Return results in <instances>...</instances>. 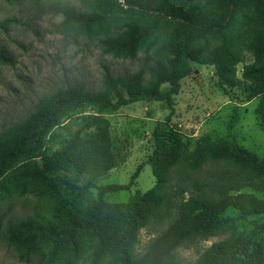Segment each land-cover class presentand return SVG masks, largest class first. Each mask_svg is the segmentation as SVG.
Segmentation results:
<instances>
[{
    "label": "trees",
    "instance_id": "trees-1",
    "mask_svg": "<svg viewBox=\"0 0 264 264\" xmlns=\"http://www.w3.org/2000/svg\"><path fill=\"white\" fill-rule=\"evenodd\" d=\"M93 1L91 12L65 7L61 14L89 32L113 12L138 13L147 19L143 26L103 36L98 48L103 54L128 58L138 50L151 49L156 60L146 67V78L104 72L100 90L58 89L24 120L0 131V199L11 192L36 196L42 185L59 196L49 212L8 220L4 239L24 259L40 251L42 264H77L81 259L88 264H169L178 247L226 230L231 219L221 215L227 208L240 217L264 215V157L238 146L229 133L212 141L200 137L192 150L173 133L154 134V148L146 160L153 186L125 203H108L103 196L129 188L136 173L125 185L93 184L114 167L108 122L101 114L139 101H163L170 107L179 81L190 71L189 63L211 66L218 86L232 89L239 83L235 67L243 62V53H250L251 61L243 62L240 79L249 83L243 89L245 97L257 98L254 115L264 129V0H159L149 12L134 10L130 0H124L126 8L117 0ZM15 23L2 19L0 30L6 33ZM214 35L217 44L196 45L197 40ZM12 62L0 51V64ZM88 110L94 114L81 117L76 132L57 149L40 154L54 127L72 112ZM79 147L87 151L81 157L75 153ZM205 167L213 169L210 182L198 178ZM19 172V181L7 190L6 184ZM243 188L263 198L239 193ZM150 222L165 226L137 253V233ZM228 228L229 235L212 243L194 264H264V239L255 236L264 231V223L244 234Z\"/></svg>",
    "mask_w": 264,
    "mask_h": 264
},
{
    "label": "rangeland",
    "instance_id": "rangeland-1",
    "mask_svg": "<svg viewBox=\"0 0 264 264\" xmlns=\"http://www.w3.org/2000/svg\"><path fill=\"white\" fill-rule=\"evenodd\" d=\"M130 1L133 9L140 12H149L159 2ZM202 1L192 0L194 3ZM117 2L122 8L128 5L124 0ZM65 7L91 12L94 1L0 0V20L10 18L16 22L6 33L0 30V51L13 61L12 65L0 64V131L24 120L44 105L58 89L80 86L87 90H100L104 72L113 77L138 75L146 78V67L156 60L151 49L138 50L133 57L128 58L103 54L98 48L97 41L103 36L143 26L147 21L144 16L132 11L113 12L99 27L84 32L63 17L61 11ZM218 42V36H206L197 40L196 45L209 47ZM242 58L244 63H249L251 54L245 52ZM243 62L235 67L239 83L232 89L218 86L211 66L189 63L190 71L179 81L178 91L172 96L170 107L163 101H139L122 106L115 112L101 114L108 122L114 167L95 179L93 184L96 187L125 185L136 173L129 188L106 193L104 201L125 203L133 195L143 194L152 188L153 177L146 160L154 148V134L173 133L192 150L200 137L207 136L212 141L229 133L238 146L257 157H264V129L258 126L254 115L257 98L247 99L243 93L244 87L249 85L240 79ZM165 88L166 85L161 87ZM90 114H94V111L72 112L45 137L40 154L57 149L63 139L79 129L80 118ZM229 123H232L231 128H228ZM51 134H54L53 138ZM75 153L81 157L87 151L79 147ZM212 171L210 167H205L198 175L199 180L210 182ZM19 178L20 172L5 188L12 190ZM90 193L94 197L96 190L92 188ZM239 193H251L257 198H263L262 194L249 188H243ZM58 202V194L43 185L39 186L36 196H20L11 192L0 199V264H42L40 251L27 259L21 257L15 246L4 239L3 230L8 220L32 213L49 212ZM221 217L231 219L225 226L226 230L213 237L178 247L170 256L169 264H194L212 243L229 235L230 226L236 234H244L254 225L264 223V215L240 217L231 208H227ZM164 226L162 223L150 222L141 228L137 233L136 252L141 253ZM255 236L264 239V231H257ZM77 264L88 263L81 259Z\"/></svg>",
    "mask_w": 264,
    "mask_h": 264
}]
</instances>
